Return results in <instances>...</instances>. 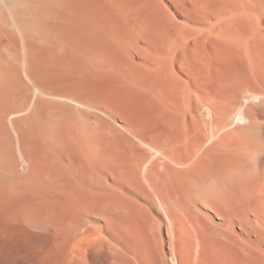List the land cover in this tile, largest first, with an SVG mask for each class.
I'll use <instances>...</instances> for the list:
<instances>
[{"label": "bare ground", "instance_id": "bare-ground-1", "mask_svg": "<svg viewBox=\"0 0 264 264\" xmlns=\"http://www.w3.org/2000/svg\"><path fill=\"white\" fill-rule=\"evenodd\" d=\"M0 264H264V0H0Z\"/></svg>", "mask_w": 264, "mask_h": 264}]
</instances>
